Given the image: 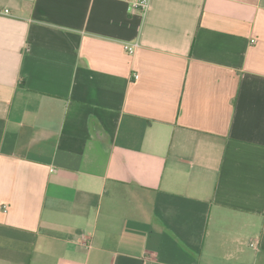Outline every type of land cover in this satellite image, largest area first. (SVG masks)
Returning <instances> with one entry per match:
<instances>
[{
  "label": "crops",
  "instance_id": "crops-1",
  "mask_svg": "<svg viewBox=\"0 0 264 264\" xmlns=\"http://www.w3.org/2000/svg\"><path fill=\"white\" fill-rule=\"evenodd\" d=\"M146 260L264 264V0H0V264Z\"/></svg>",
  "mask_w": 264,
  "mask_h": 264
},
{
  "label": "built area",
  "instance_id": "built-area-1",
  "mask_svg": "<svg viewBox=\"0 0 264 264\" xmlns=\"http://www.w3.org/2000/svg\"><path fill=\"white\" fill-rule=\"evenodd\" d=\"M127 3L128 8L132 11L139 12V13H146L150 6L151 0H123ZM5 14H8V11H5ZM137 44L134 45H125L124 49L129 55H133ZM144 264H148V260L144 261Z\"/></svg>",
  "mask_w": 264,
  "mask_h": 264
}]
</instances>
